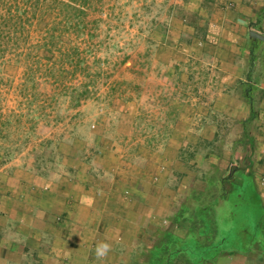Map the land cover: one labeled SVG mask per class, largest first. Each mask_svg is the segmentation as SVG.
I'll list each match as a JSON object with an SVG mask.
<instances>
[{"label": "rangeland", "instance_id": "374dc122", "mask_svg": "<svg viewBox=\"0 0 264 264\" xmlns=\"http://www.w3.org/2000/svg\"><path fill=\"white\" fill-rule=\"evenodd\" d=\"M4 1L2 200L105 197L145 166V195L170 202L142 264H264V44L252 53L249 34L264 33V0Z\"/></svg>", "mask_w": 264, "mask_h": 264}, {"label": "crops", "instance_id": "0c3cea01", "mask_svg": "<svg viewBox=\"0 0 264 264\" xmlns=\"http://www.w3.org/2000/svg\"><path fill=\"white\" fill-rule=\"evenodd\" d=\"M227 108L229 105L222 111ZM144 167H134L123 191L118 186L105 189V197L95 194L93 199H69L56 205L15 199L11 203L0 195V212L9 211L0 214V264H142V257L150 255L149 248L155 249L164 236L160 225L167 222L162 219L167 208L162 205L170 202L169 198L158 201L156 195L152 200L145 195L152 185L144 183ZM177 204L174 213L181 206ZM54 210H61L66 219H54ZM100 242L111 246L102 260L96 256Z\"/></svg>", "mask_w": 264, "mask_h": 264}, {"label": "trees", "instance_id": "16d2710c", "mask_svg": "<svg viewBox=\"0 0 264 264\" xmlns=\"http://www.w3.org/2000/svg\"><path fill=\"white\" fill-rule=\"evenodd\" d=\"M7 1H9V0H7ZM7 1H4V2H7ZM36 2V3H35ZM48 1L47 0H43V2H41V0H24V4L27 6V7H25L23 10L25 11V9H26V11L27 10H31V9H33L34 7H36V6H38L37 8H38V10H39V8H40V6H41V9H40V12H41V10H45V8H47V7H49V5H45L46 3H47ZM10 6V5H9ZM65 7H66V9L65 10H63V8H62V11H64V12H67V13H65L64 14V18H65V23H66V25L68 26V25H71L72 24V26H74V27H80V26H82V23H81V19H79L78 20V23H74V18L75 17H80V18H82L83 16V14L85 13V11H84V9L82 8V7H79V6H76V5H70V4H66L65 5ZM16 8H17V6H16ZM28 8V9H27ZM12 9V7H10V9H9V11ZM263 13H264V11H262ZM262 14V13H261ZM9 17L8 18H11V17H15L16 15L19 17V19H21V10L19 9V7H18V9L16 10V13H14L13 12V10H11L10 12H9ZM262 16V15H261ZM7 17H5L3 20H5V21H9V19H8ZM250 41H251V44H252V53H254V50H255V48H258V47H260L262 44H264V41H261V40H258V39H254V38H250ZM252 59H253V57H252ZM254 88L255 87H253V85L252 84H248V85H246V92H247V95L248 96H251V93L254 91ZM79 98L80 97H78L77 98V102H79ZM225 180H228V179H226L225 177L223 178V182L225 181ZM209 181H210V183H209V187H210V189H211V191L213 192V190L215 189V188H213L214 187V185H218V187H216V188H219V189H221L222 187H221V182H219V179H215V178H211V179H209ZM209 190V189H208ZM199 195L197 194V193H195V195H194V197L192 198V199H198L199 201L201 200H203V196L204 195H206V193H207V190H206V188L204 189V190H200L199 191ZM211 195H214V193H211L210 194V196ZM200 201V202H201ZM193 202L191 201V204L188 202V203H186V204H183V206L181 207V209H180V211L182 212V209H186L187 207H194L195 205L194 204H192ZM180 220H184V219H180ZM179 222V221H178ZM156 249V248H155ZM155 249H153V250H155ZM151 256V254L149 255V257ZM157 256V255H156ZM186 258V257H185ZM157 260H158V256H157ZM214 260H216L215 258L214 259H212V260H210V262H212V261H214ZM149 264V263H148ZM163 264V263H162ZM164 264H166V263H164Z\"/></svg>", "mask_w": 264, "mask_h": 264}, {"label": "clouds", "instance_id": "9594fccd", "mask_svg": "<svg viewBox=\"0 0 264 264\" xmlns=\"http://www.w3.org/2000/svg\"><path fill=\"white\" fill-rule=\"evenodd\" d=\"M110 244L106 243V242H100L97 244L96 246V256L97 259H103L104 257L107 256V254L110 251Z\"/></svg>", "mask_w": 264, "mask_h": 264}, {"label": "water", "instance_id": "95a60500", "mask_svg": "<svg viewBox=\"0 0 264 264\" xmlns=\"http://www.w3.org/2000/svg\"><path fill=\"white\" fill-rule=\"evenodd\" d=\"M250 37L251 38H254V39H258V40H261V41H264V33L260 32V31H257V30H254V29H251L250 32ZM236 168V165H233L231 167V172H230V176L234 173V169Z\"/></svg>", "mask_w": 264, "mask_h": 264}]
</instances>
